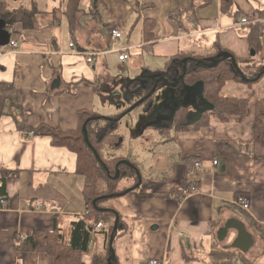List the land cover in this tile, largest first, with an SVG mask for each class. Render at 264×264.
<instances>
[{
    "label": "crops",
    "instance_id": "0c3cea01",
    "mask_svg": "<svg viewBox=\"0 0 264 264\" xmlns=\"http://www.w3.org/2000/svg\"><path fill=\"white\" fill-rule=\"evenodd\" d=\"M210 1L201 5L204 0H97L92 15L88 0L70 32L64 0H52L45 9L32 4L37 10L32 28L15 23L6 29L18 45L0 55V82L14 87V99H6L0 116V168L12 171L4 180L6 206L0 208V264H54L53 257L44 252L19 250L17 236L52 231L55 225L66 227L86 212L75 153L52 145L49 136L34 128L41 124L61 130L76 128L78 111H96L101 83L117 89L144 68H161L180 52L208 56L218 41L222 49L246 57V30L240 35L237 28L247 23L239 25L240 18L258 20L262 31L259 56L264 59V18H258L259 8L254 10L246 0L237 4L232 0L237 10L231 6L228 13H222L220 0H214L215 10H209L212 5L206 8ZM176 9L185 11L181 27L168 17ZM233 12L238 14L235 21ZM145 16L155 20L154 40L148 49L142 39ZM112 28L128 31L129 36L138 29L140 40L108 49L110 40H118L111 39ZM121 50L128 54L126 60L132 50L131 69L140 72L113 79L108 58L113 51L119 56ZM144 54L162 60V65L144 64ZM90 55L94 60L87 62ZM126 60L118 59L122 64ZM222 94L247 101V113L240 122L212 121L197 130L174 132L170 140L154 132L149 123L146 126L144 142L138 140L139 157L147 164L139 188L105 201L123 220L114 241L118 264H147L149 259L159 264H212L211 250L231 254L216 264H264V143L248 144L253 138L254 102L264 97V76L251 85L228 80ZM194 160L200 167L191 165ZM185 177L189 188L180 184ZM177 189L187 192L180 191L179 197ZM237 196L249 200L247 211L235 205ZM35 202L42 203L37 210ZM231 219L242 222L253 237L245 251L231 247L236 238L233 228L224 239H217L218 230ZM89 259L90 255L82 257L84 263Z\"/></svg>",
    "mask_w": 264,
    "mask_h": 264
},
{
    "label": "trees",
    "instance_id": "16d2710c",
    "mask_svg": "<svg viewBox=\"0 0 264 264\" xmlns=\"http://www.w3.org/2000/svg\"><path fill=\"white\" fill-rule=\"evenodd\" d=\"M96 1L90 0V14L94 13L95 15ZM206 3H208V0H204L201 5ZM81 4L82 0H66L65 2L64 16L70 32H73L72 30L74 29L79 12L82 10ZM219 5L222 13H228L232 6V0H220ZM36 13L37 10L34 6L31 8L20 6L12 10L7 9L4 1H0V19H3L5 22L9 21L5 26L6 29L15 23H20L23 28H32ZM183 13H185L184 10L176 9L170 12L168 17L181 27L180 17ZM256 13L259 19L264 18V9H258ZM231 16L235 21L238 14L237 12H233ZM143 21L142 39L144 44H146L144 48L148 49L149 44L154 40L153 28L155 20L145 16ZM245 27V38L248 45L246 57L239 58L235 56L229 50L222 49L218 41H215L211 46L212 51L206 57L180 52L169 57L161 68H144L138 76L127 81V87L123 89L121 97L117 96L121 99L123 98L128 104V108L131 104L147 95L157 79L162 78L163 80L160 79L157 82L154 93L165 85L176 82L177 78L182 75L180 81L172 87L174 100L177 101L186 93L187 89L199 83L203 99L202 103L209 104L211 107H205L197 116L189 118V106L180 105L175 108L172 117L170 116L167 119H170V121L167 122L164 119L166 125H158L152 123L151 119L153 120L155 116L157 117L158 113H164L167 108L160 110L152 108L150 103L153 93L139 105H143L147 114L151 115L149 118L150 125L164 136V139L170 140L171 134L174 132L197 130L199 127L206 126L212 121L219 123L240 122L247 113V101L243 98H234L222 94L225 82L232 80L237 83L251 85L264 76L263 73L255 81H252L264 69V59L259 56L262 36L260 24L257 20L248 22ZM226 53L233 55L242 75L234 69L230 59H220ZM185 58H187L186 63H183ZM216 59H220V61L214 65L199 62V60L212 62ZM184 66L185 71L183 72ZM242 76L246 77L247 80H243ZM13 92L14 87L11 83L0 82V116L6 99H14ZM107 101L114 105H118L119 102L118 100H114V98L107 99ZM125 109L114 115H108L106 116L107 118L102 117L94 110H80L77 112L78 124L74 129L61 130L46 124H41L33 129L34 132L49 136L52 145L65 147L75 153V171L83 178L81 196L86 212L71 220L66 227L55 225L52 231H35L25 236L22 240L16 239L19 250L44 252L53 257L54 264H108L110 235L113 234L114 248V241L120 236L119 230L121 228L119 227L123 220L122 216L118 213V226L113 231L116 212L112 208H107L102 203L110 199L107 195L116 197L117 193L125 190L117 191L116 183L120 180L128 179L131 181L130 186L127 188L133 186L137 182V174L133 168L125 164L116 166L121 159H125L124 157L119 156L106 160L102 157L100 150L103 145H108L113 150L121 146L122 138L116 133L120 119H114L118 118ZM97 116L99 117L95 118ZM253 119V138L248 144L264 143V97L255 100ZM84 124L88 142L91 148L96 151L100 160L95 157L93 150L85 143ZM128 161L136 166L143 179V174L137 164L133 161ZM197 162L195 160L191 161V165L194 167ZM102 163L105 164L106 168ZM116 168L118 169V177L114 179L113 176ZM11 172V170L6 168H0V197H4L5 195L4 180L7 174ZM180 184L186 188L191 187V183H189L186 177L181 180ZM193 188H196L195 184H193ZM180 191L182 192L183 190H176V194L179 193V197L182 195ZM93 200H96L95 206L97 208H104V210L96 209L93 205ZM100 215L106 216L101 217ZM98 223L101 224L99 228H97ZM96 233L101 234L104 238V243H106L105 248H103L105 249L104 252L97 247L91 250V242ZM84 255H90L87 263H84L82 260ZM230 255L228 250H211L209 252L212 264L225 260ZM111 261L113 264H118L115 255Z\"/></svg>",
    "mask_w": 264,
    "mask_h": 264
},
{
    "label": "rangeland",
    "instance_id": "374dc122",
    "mask_svg": "<svg viewBox=\"0 0 264 264\" xmlns=\"http://www.w3.org/2000/svg\"><path fill=\"white\" fill-rule=\"evenodd\" d=\"M235 1V0H234ZM65 2L64 0V7H65ZM212 2V3H211ZM246 2L253 7V9H264V0H246ZM214 0L210 1V4L207 5L206 8H209L211 10L212 8L214 9ZM237 4V0L235 1ZM233 3V10H237L236 4ZM6 6H23L26 8H31L34 4L37 6L38 9H45L46 7H49L52 4V0H6L5 2ZM85 5L87 7L88 5V0H85L82 3V6L85 8ZM16 7V8H17ZM200 9V8H198ZM215 10V9H214ZM207 13V12H206ZM94 15V13H92ZM241 15V14H240ZM250 22V21H248ZM245 26L237 28L238 34L243 35L245 32ZM121 30V29H120ZM128 30V29H127ZM104 35L106 37H109L106 31L104 30ZM215 39V38H214ZM140 40V36L138 33V29L133 32L131 36L128 35V31L121 30V37L112 42L110 40L109 45L107 46L108 49L114 48V47H121L125 46L127 47V43L129 45L138 43ZM130 53V59L126 60L125 63H121L118 61V53L114 52L110 54V57L108 58V63H109V75L113 79H127L131 78L134 75V71L131 69V66L133 65V54L132 50H129ZM194 55V54H191ZM203 56V55H202ZM206 57V56H203ZM153 57L149 56L148 54H144L143 63L146 65H156L160 66L162 65L163 61L160 59H152ZM158 58V57H157ZM138 61V59H137ZM140 71L136 70V73H139ZM135 73V74H136ZM134 78V77H133ZM120 79V80H123ZM199 83L194 84L191 86L189 89L186 90V93L179 98L177 101L174 100L173 97V91L171 87H163L158 89L152 97L151 100V106L154 110H160L163 108H167L164 113H158L157 117L155 116L154 119H151V122L154 124L158 125H166L164 119L172 117L173 111L175 110L176 107L180 105L184 106H189V111L190 115L189 118H193L197 116L200 111L207 107L210 108L211 106L209 104H203L202 103V95H201V89L199 87ZM127 87V81H124L120 83V85L117 87V89H108V87L103 86V83L99 85L98 93L101 92L102 98L96 96L95 100V109L96 111L101 115V116H107V113H118L119 111L127 108L128 104L121 99V94L123 89ZM119 95L120 97H118ZM114 98V100H118V105H112L111 103L107 102V99ZM192 113V114H191ZM150 114H147L145 112V107L143 105H139L134 110L131 112L125 114L123 117L120 118L119 124H118V129L117 133L121 136L122 138V144L118 149H112L108 145H103L100 153L102 157L106 160H110L112 158H117L119 156L124 157L127 160L133 161L137 164L138 168L140 169L141 173H144L147 169V164L145 163L144 158L139 157V146L141 143L138 140H142L144 142V136L146 134L145 128L150 124L149 118ZM153 118V117H152ZM170 121L167 120V122ZM149 127L155 132V130L152 128L151 125ZM160 135V134H159ZM157 136V134H156ZM143 138V139H141ZM147 159V158H146ZM143 161V162H141ZM131 181L128 179L125 180H120L119 182L116 183V188L117 191H122L123 189H126L128 186H130ZM105 206V202H103ZM101 217L106 216V215H100ZM100 240H102V237L99 233L94 234L93 240L91 242V250H93L96 247H100ZM105 244H103V248H105ZM103 252L105 249H103ZM211 249V248H209ZM101 250V247L100 249ZM105 254V253H104ZM198 258L202 259L203 257H200L199 254ZM204 256V255H203ZM89 257V255H88ZM206 258V257H205Z\"/></svg>",
    "mask_w": 264,
    "mask_h": 264
},
{
    "label": "water",
    "instance_id": "95a60500",
    "mask_svg": "<svg viewBox=\"0 0 264 264\" xmlns=\"http://www.w3.org/2000/svg\"><path fill=\"white\" fill-rule=\"evenodd\" d=\"M8 22H9V21H8ZM8 22H5L3 19H0V45H1V46L6 45V44L8 43V41H9V39H10V33H9L8 30H6V28H5V26L8 24ZM220 59H223V60H225V59H230L231 62H232V65H233V67H234V69H235L240 75H242L241 72H240V70H239V68H238V66H237V64H236L235 58L233 57L232 54H230V53H226V54H224V55L222 56V58H220ZM220 59H216V60H214V61H212V62H204V61L199 60V62H201V63H203V64H207V65H214V64L218 63V62L220 61ZM186 60H187V58H185V59L183 60V63H186ZM184 71H185V66H184V68H183V72H184ZM263 73H264V69H263V70H262V71H261V72H260L255 78H254V79H252V81H255V80H256L257 78H259ZM181 77H182V75H180V76L177 78L176 82H174V83H172V84H169V85H170L171 87H174V86L180 81ZM242 78H243V80H247V78L244 77V76H242ZM160 79H162V78H160ZM160 79H157V80L155 81V83L153 84L152 88L150 89V91L148 92L147 95H145L143 98H140L139 100H137L136 102H134L133 104H131L127 109H125V110L119 115L118 118H115L114 120H116V119H120V118L123 117L125 114L131 112V111H132L134 108H136L140 103H142L143 100H145V99H147L148 97H150V96L154 93V91H155V89H156L157 82H158ZM162 80H163V79H162ZM98 117H99V116H97V117H95V118H98ZM102 117L107 118L106 116H102ZM93 119H94V118H93ZM85 123H86V122H85ZM83 133H84V140H85V143L87 144V146H89V147L91 148V145H90V143L88 142V139H87V132H86L85 124H84V126H83ZM91 149H92V148H91ZM92 150H93V153H94L95 157H96L98 160H100V158H99L98 154L96 153V151H95L94 149H92ZM102 164H103V166L105 167V164H104V163H102ZM119 164H125V165H127V166L133 168V169L136 171V174H137V182H136L133 186H131V187L125 189L124 191H122V192H120V193H117V194H116L117 196H121V195H124V194H126V193H128V192H131V191L135 190L136 188H138V187L140 186V184H141V182H142V177H141V175H140L139 170H138V169L136 168V166H134L131 162H129V161L126 160V159H121V160L116 164V166L119 165ZM105 168H106V167H105ZM117 177H118V169L116 168V171H115V174H114L113 178L116 179ZM112 196H113V195H107V197H109V198L112 197ZM95 201H96V200H93V205H94V206H95ZM95 208L98 209V210H104V208H97L96 206H95ZM117 224H118V215L115 213V219H114V224H113V231H115V230L117 229ZM230 228H233V229H235V231H236V238H235L234 241L232 242L231 247H232V248H236V249L241 250V251H245V250H247V248H249V246L253 243V237H252V235H250V234L247 232V230H246L244 224H243L242 222L238 221V220H233V219H231V220L227 221L226 224H225V226H224L223 228H221L220 230H218V232H217V239L220 240V241H221L222 239H224V237L227 235L228 230H229ZM112 241H113V234H111V235H110V238H109V249H110V255H109L108 258H107V262H108V264H113V262L111 261V259H112L113 256H114V248H113V246H112Z\"/></svg>",
    "mask_w": 264,
    "mask_h": 264
},
{
    "label": "built area",
    "instance_id": "2783aa9c",
    "mask_svg": "<svg viewBox=\"0 0 264 264\" xmlns=\"http://www.w3.org/2000/svg\"><path fill=\"white\" fill-rule=\"evenodd\" d=\"M248 23V21L246 20V18H240L238 21V24H246ZM110 36L112 40H116L119 39L121 37V31L117 28H112L110 29ZM18 43L16 42V40L14 39H9L8 43L6 45L1 46L0 45V55L4 54L7 50H15L17 48ZM70 47L73 46L72 43L69 44ZM128 58V54L125 52V50H121L120 54L118 56V59L120 61H125ZM94 60L93 56H87L86 57V61L87 62H92ZM213 165H216L217 162L216 160H213ZM196 167H200L199 163H196L195 165ZM184 194H186L187 190H183L182 191ZM235 205L238 206L239 208H241L242 210L247 211L250 207V202L249 200L245 197V196H239L235 199L234 201ZM6 206V200L5 197H0V208H4ZM42 206L41 202H35L34 204V210L39 209ZM101 226L100 223L97 224V228H99ZM24 237L23 235L19 234L17 236L18 240H22ZM147 264H159L157 259H149Z\"/></svg>",
    "mask_w": 264,
    "mask_h": 264
}]
</instances>
